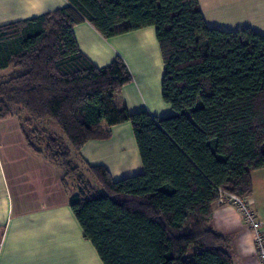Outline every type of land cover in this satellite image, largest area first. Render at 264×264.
<instances>
[{
    "label": "trees",
    "instance_id": "1",
    "mask_svg": "<svg viewBox=\"0 0 264 264\" xmlns=\"http://www.w3.org/2000/svg\"><path fill=\"white\" fill-rule=\"evenodd\" d=\"M0 25V119L17 116L28 147L61 170L69 206L103 264H234L209 221L219 191L248 198L264 168V35L209 26L198 0H66ZM104 38L153 27L161 99L173 113L130 112L120 57L97 67L73 27ZM129 122L143 171L113 180L73 155ZM58 129L55 133L50 126Z\"/></svg>",
    "mask_w": 264,
    "mask_h": 264
},
{
    "label": "crops",
    "instance_id": "2",
    "mask_svg": "<svg viewBox=\"0 0 264 264\" xmlns=\"http://www.w3.org/2000/svg\"><path fill=\"white\" fill-rule=\"evenodd\" d=\"M198 2L209 26L225 30L249 27L264 35V0ZM65 5L66 0H0V25ZM73 33L79 49L97 67L116 56L125 61L133 79L121 88L118 104L130 112L144 109L157 117L173 113L161 99L163 64L153 27L104 38L83 21L73 27ZM9 72L10 68L2 69L0 76ZM137 87L144 90V96H152L146 107L137 101L142 94ZM73 157L81 165L104 166L113 180L143 171L129 122L111 127L108 139L88 141ZM251 181L252 194L246 200L264 220V168L254 170ZM209 225L229 238L234 264H260L252 232L234 206L215 203ZM0 264H103L73 215L61 170L28 147L17 116L0 119Z\"/></svg>",
    "mask_w": 264,
    "mask_h": 264
},
{
    "label": "built area",
    "instance_id": "3",
    "mask_svg": "<svg viewBox=\"0 0 264 264\" xmlns=\"http://www.w3.org/2000/svg\"><path fill=\"white\" fill-rule=\"evenodd\" d=\"M216 204L232 205L238 210L243 217L244 223L252 232L256 257L260 264H264V220L258 218L246 199L235 194L220 190Z\"/></svg>",
    "mask_w": 264,
    "mask_h": 264
},
{
    "label": "rangeland",
    "instance_id": "4",
    "mask_svg": "<svg viewBox=\"0 0 264 264\" xmlns=\"http://www.w3.org/2000/svg\"><path fill=\"white\" fill-rule=\"evenodd\" d=\"M138 88V87H137ZM157 90L159 91V84L157 85ZM141 92L142 94L137 97L138 103L141 105V107H146V105H149L152 101V96H144V90L138 88V93ZM153 91L150 92L152 95ZM156 93V92H155ZM144 110V109H143ZM50 128L55 131V133H59L58 129L52 124Z\"/></svg>",
    "mask_w": 264,
    "mask_h": 264
}]
</instances>
